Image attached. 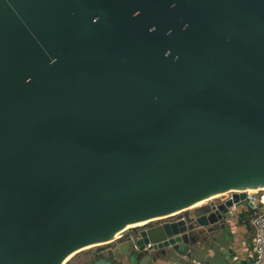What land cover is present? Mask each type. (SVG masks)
Here are the masks:
<instances>
[{
    "label": "water",
    "instance_id": "95a60500",
    "mask_svg": "<svg viewBox=\"0 0 264 264\" xmlns=\"http://www.w3.org/2000/svg\"><path fill=\"white\" fill-rule=\"evenodd\" d=\"M256 187L264 0H0V264H64L131 223ZM210 205L137 245L186 256Z\"/></svg>",
    "mask_w": 264,
    "mask_h": 264
},
{
    "label": "flooded vegetation",
    "instance_id": "af4514ba",
    "mask_svg": "<svg viewBox=\"0 0 264 264\" xmlns=\"http://www.w3.org/2000/svg\"><path fill=\"white\" fill-rule=\"evenodd\" d=\"M226 199V198H224ZM224 199L221 201H214L217 205L216 208L219 210L218 212L212 213L210 216H207V221H209L208 224L204 225H197L194 228H192L189 231V234L186 237V240L188 242V249L187 254L184 257H179L176 254H172L169 252V248L167 246L161 245V246H151L148 248V246H144L143 248H139L137 245L136 240L140 237V232L142 229L154 227L157 225H160L165 222L173 221L176 219L175 215H172L170 218L166 219H158L157 221L150 223L148 225H145L143 227H140L136 229L137 231L134 233H130L128 237H126L125 241V257L127 259V264H137V262L145 257L147 254L151 255V259L149 260L148 264H161L162 261H167L169 264H195L197 263L196 257H199L201 253L204 251V249H207L208 253L206 252V255L210 257L213 253V255H221V253H224L222 255H228V253H232V247L228 246V248H224V246L227 244V242L230 241L231 235L233 238V231L230 227L227 226V208L224 206ZM212 201L198 206L195 211H186L189 212V216L192 214H203L206 209L209 208L210 212H213L211 210V203ZM184 215V214H183ZM185 216V215H184ZM211 219H214L211 220ZM213 251L212 253H209ZM119 253V252H118ZM173 257L172 261H169L168 258ZM101 258H107L113 261L115 264H122L116 260V258L113 255V252H103L98 251L95 254L91 256V258L88 259L87 262L84 264H90L91 262H94ZM231 260H234L231 258ZM240 260V259H238ZM205 262H209L208 260H204ZM241 263L245 262L244 260H240ZM204 263V262H202ZM124 264V263H123Z\"/></svg>",
    "mask_w": 264,
    "mask_h": 264
},
{
    "label": "rangeland",
    "instance_id": "374dc122",
    "mask_svg": "<svg viewBox=\"0 0 264 264\" xmlns=\"http://www.w3.org/2000/svg\"><path fill=\"white\" fill-rule=\"evenodd\" d=\"M232 191H236V190H229V191H225L223 193H218V194L212 195L208 198L203 199L204 201L199 205L193 204L190 207L185 208L184 210H180V211H177L173 214H169V215H165L163 217H158V218L149 220L148 222H146L142 225L125 227L122 231L119 232V234L117 235V237H115L114 240H110L108 242H102V243L96 244L97 246L94 245V246H90V247H83L77 251H74L72 254H70L67 257L68 259H67V261H65L64 264H84L85 262L88 261L89 258H91V256L93 254H95L98 251H103V252L111 251V252H113L114 257L116 258V260L118 262H120L122 264L123 263L127 264V259H126L125 254H124L125 253V241H126V237H128V235L130 233H134L137 231L136 229L143 227L145 225H148L150 223H153V222L157 221L158 219L170 218V217H172V215H175L177 213H182L184 211H195V209L198 206L204 205L210 201H221L222 199L228 197ZM237 191H240V190H237ZM245 191L255 193L258 196L261 195L262 193H264V190L263 189L261 190V187L249 188V189H246ZM239 204L240 205H239L238 212L236 214H234L232 217L227 218V226L231 228L234 235H233V238L231 235L230 241L227 242V244L224 246V248H228V246H231L232 247V253H228V255H225L223 257H222V255L224 253H221V255H215L217 257L218 256L221 257L219 259V261H220L219 264H242L241 261L238 260V258L241 255H244V257L247 258L248 261H250L252 259V257L250 255H251V251H252L253 238H254L253 231H252V229H250L247 226L246 223H239L240 219H243V221H248L249 211L247 208L246 200H241ZM232 221H234V222H232ZM231 223H233V225H235L234 229L232 228V226H230ZM236 239H237V242L235 243ZM207 251H208L207 249H204V251L201 253V255L199 257H196L197 263H195V264H204L202 262H205L204 260L209 259V257L206 255ZM231 258H233L234 260H231ZM161 264H169V263L167 261H162Z\"/></svg>",
    "mask_w": 264,
    "mask_h": 264
},
{
    "label": "built area",
    "instance_id": "2783aa9c",
    "mask_svg": "<svg viewBox=\"0 0 264 264\" xmlns=\"http://www.w3.org/2000/svg\"><path fill=\"white\" fill-rule=\"evenodd\" d=\"M247 208L249 211V219L248 223L252 228L254 238H253V245L251 251L252 259L248 261L246 264H264V201L260 198V195H256L255 193L247 192ZM231 197V194L224 199V202ZM253 200V207H249L248 200ZM238 202H233L230 206L227 207L226 215L232 217L236 214L239 210ZM238 259L244 260V257H239ZM247 260V259H245Z\"/></svg>",
    "mask_w": 264,
    "mask_h": 264
},
{
    "label": "crops",
    "instance_id": "0c3cea01",
    "mask_svg": "<svg viewBox=\"0 0 264 264\" xmlns=\"http://www.w3.org/2000/svg\"><path fill=\"white\" fill-rule=\"evenodd\" d=\"M232 222H234V221H232ZM236 223V222H235ZM232 224V225H231ZM230 224V226H232V228L234 229V226L235 225H233V223H231ZM250 228V227H249ZM250 229H252V228H250ZM236 237V236H235ZM237 242V239L235 240V243ZM237 246V245H236ZM213 251H211V252H209V253H212ZM240 257H244V255H241ZM221 257H217V256H215V254L213 255V253H212V255L209 257V259H208V261L209 262H204V264H219V259H220ZM245 258V257H244ZM245 259H247V258H245ZM244 259V261L245 262H242V264H246V263H248V259L247 260H245ZM218 261V262H217Z\"/></svg>",
    "mask_w": 264,
    "mask_h": 264
},
{
    "label": "bare ground",
    "instance_id": "6f19581e",
    "mask_svg": "<svg viewBox=\"0 0 264 264\" xmlns=\"http://www.w3.org/2000/svg\"><path fill=\"white\" fill-rule=\"evenodd\" d=\"M262 189L264 190V187H261V190H262ZM216 197H217V196H216ZM203 201H204V200H201V201L197 202V203L194 204V205H199V204H201ZM205 201H206V200H205ZM206 202H207V201H206ZM183 210H184V209H183ZM153 219H155V218H153ZM149 220H152V219H149ZM149 220H144V221H140V222L131 223V224L127 225L126 227L139 226V225H142V224L148 222ZM250 228H251V227H250ZM118 234H119V233H117L115 237H117ZM96 244H99V243L90 244V245L85 246V247L94 246V245H96ZM96 246H97V245H96ZM67 259H68V258H66L65 261H67ZM64 263H65V262H64Z\"/></svg>",
    "mask_w": 264,
    "mask_h": 264
},
{
    "label": "trees",
    "instance_id": "16d2710c",
    "mask_svg": "<svg viewBox=\"0 0 264 264\" xmlns=\"http://www.w3.org/2000/svg\"><path fill=\"white\" fill-rule=\"evenodd\" d=\"M239 223H246L248 227H250V224L248 223V221H243V219L239 220Z\"/></svg>",
    "mask_w": 264,
    "mask_h": 264
}]
</instances>
